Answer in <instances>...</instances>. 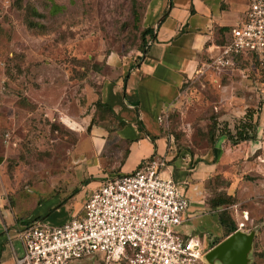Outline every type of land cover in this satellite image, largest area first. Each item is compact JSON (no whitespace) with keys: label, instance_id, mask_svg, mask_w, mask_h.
Returning a JSON list of instances; mask_svg holds the SVG:
<instances>
[{"label":"rangeland","instance_id":"obj_1","mask_svg":"<svg viewBox=\"0 0 264 264\" xmlns=\"http://www.w3.org/2000/svg\"><path fill=\"white\" fill-rule=\"evenodd\" d=\"M147 1L0 0V189L22 220L31 218L36 203L34 214L54 223L47 225L63 222L50 214L57 207L80 213L84 199L73 171L74 145L91 122L92 133L108 129L96 126L109 115L98 103L100 85L142 54ZM110 56L119 59L117 66ZM254 71L244 58L233 67L204 64L182 82L172 106L160 111L167 114L160 126L191 153L204 154L215 143L222 151L202 181L204 204L186 230L206 232L207 250L225 233L216 217L223 209L235 223L243 221L241 230L254 232L247 264H264V124L260 136L253 131L236 143L223 133L248 105L260 110L264 90ZM150 158L160 157L152 154L138 164ZM218 200L224 201L210 205ZM101 258L97 252L73 264H123Z\"/></svg>","mask_w":264,"mask_h":264},{"label":"crops","instance_id":"obj_2","mask_svg":"<svg viewBox=\"0 0 264 264\" xmlns=\"http://www.w3.org/2000/svg\"><path fill=\"white\" fill-rule=\"evenodd\" d=\"M247 5L248 0L147 1L144 26L151 27V35L146 48L135 62L131 60L120 69L116 67V74L105 77L100 85L98 99L108 107L109 115L96 126L108 129L92 133L94 123L91 122L83 133L79 132L74 145L77 159L73 171L81 179L82 199L109 176L127 172L142 158L157 155L164 159L159 174L180 183L188 198L184 220L177 229L185 235L198 236L205 246L206 232L187 231L186 226L188 219L196 217L198 208L204 204L202 181L220 161V145L215 143L204 154L191 153L168 137L158 115L172 106L182 82L198 73L218 52L221 42L229 37V29L241 21ZM240 58L255 65L250 54L238 56L236 62ZM118 60L110 56L108 61L115 67ZM259 109L253 113L255 136H260L263 130L264 101ZM111 122L116 124L110 125ZM257 141L260 143L259 137ZM37 205L27 216L31 218L24 221L20 213L9 206L0 189V264H14L15 256L22 253V243L17 236L22 224L41 223L38 219L54 224L46 220L48 217L34 214ZM61 211L64 215L56 216ZM74 212L75 208L67 205L63 210L55 208L50 214L57 221H64ZM218 231L221 227L216 224L215 233Z\"/></svg>","mask_w":264,"mask_h":264},{"label":"built area","instance_id":"obj_3","mask_svg":"<svg viewBox=\"0 0 264 264\" xmlns=\"http://www.w3.org/2000/svg\"><path fill=\"white\" fill-rule=\"evenodd\" d=\"M242 52L255 55L264 90V0H248L241 21L229 29L208 64L233 66ZM166 115L159 114L158 120ZM163 165V158H150L109 176L84 198L79 214L59 224H22L17 230L22 253L14 264H73L97 252L105 262L205 264L201 239L177 229L188 198L180 183L159 174ZM242 225L237 222V228Z\"/></svg>","mask_w":264,"mask_h":264},{"label":"trees","instance_id":"obj_4","mask_svg":"<svg viewBox=\"0 0 264 264\" xmlns=\"http://www.w3.org/2000/svg\"><path fill=\"white\" fill-rule=\"evenodd\" d=\"M150 35H151V27L143 26L141 31H140V42H142L143 46H145L143 49L146 48V46L148 44L147 41H148V38ZM251 60H253V62L256 63L255 55H253V56L251 55ZM98 103L101 107H105L108 111V107L104 103H100V102H98ZM254 111H255V109H253L251 107H247L245 109V111L243 112V114L232 124V128H230V129L225 128L224 129L223 133L227 136V138L229 140L232 141V143H236V142H239L242 140L250 139L252 137L254 127L256 124V119L253 118ZM223 201L224 200H218L217 202H211L210 205H218V204H221ZM216 216H217L218 222L225 229V233L223 234L222 237H224L225 235H227L228 233L232 232L233 230H235L237 228V223H235L230 218V216L228 215V213L225 210L222 209V210L217 211ZM219 239L212 242V244L210 246L215 244ZM89 256H92V255H89ZM119 263H123V261L120 260Z\"/></svg>","mask_w":264,"mask_h":264},{"label":"water","instance_id":"obj_5","mask_svg":"<svg viewBox=\"0 0 264 264\" xmlns=\"http://www.w3.org/2000/svg\"><path fill=\"white\" fill-rule=\"evenodd\" d=\"M253 235V231L236 228L204 252L205 263L211 264L214 260H218L221 264H247V253Z\"/></svg>","mask_w":264,"mask_h":264}]
</instances>
